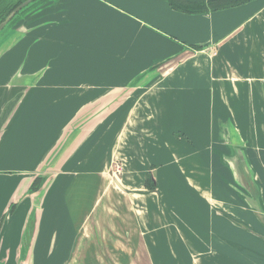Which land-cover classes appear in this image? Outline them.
<instances>
[{
  "label": "crops",
  "instance_id": "crops-1",
  "mask_svg": "<svg viewBox=\"0 0 264 264\" xmlns=\"http://www.w3.org/2000/svg\"><path fill=\"white\" fill-rule=\"evenodd\" d=\"M11 36L0 264H264V0H49ZM177 180L199 201L170 228L155 196Z\"/></svg>",
  "mask_w": 264,
  "mask_h": 264
},
{
  "label": "rangeland",
  "instance_id": "rangeland-1",
  "mask_svg": "<svg viewBox=\"0 0 264 264\" xmlns=\"http://www.w3.org/2000/svg\"><path fill=\"white\" fill-rule=\"evenodd\" d=\"M122 165L123 164H121L120 166ZM175 165L177 168H179V166H182V167L185 166L184 162L182 161L180 162V160L179 161L177 160ZM185 169L187 170V168ZM191 177L194 178V176H191ZM174 186L172 187L167 186V185L164 186V183L162 182V184L159 185L160 194H157L155 196L156 201L161 205L160 207L162 211H167L168 216H170V219H168V221L163 220L164 222L167 223V226L170 228H173L174 223H175L174 219L171 217L173 214L177 217V219L175 218V220H179L180 222H182V218H181V215L183 213L182 210L188 209L194 206L197 207L198 206L197 203L199 201L197 197L194 195L197 193L194 191L193 187H187V185L184 182H181L179 180H177V185H174ZM130 191L132 192L133 190H130ZM113 197L117 198L119 197V195L114 192ZM144 206L145 204L143 203L142 209H144ZM183 224H184V221H183ZM158 225H161V224L159 223ZM55 244H56L55 242L51 243V247L53 249L55 248ZM53 249H50L49 252L53 253ZM178 254L179 256H183V252L182 254L180 253ZM165 257L166 258L169 257L171 259V254L169 256L165 255ZM114 258L115 257H113V259ZM22 260L24 261L23 263H25L24 256L22 257ZM35 261H34V264H35ZM38 261H39V264H64V263L66 264H113L111 263L110 255L106 256L104 254H96V255L92 254L91 256L85 253L81 255H75V256L48 257V258H43L42 260H38Z\"/></svg>",
  "mask_w": 264,
  "mask_h": 264
},
{
  "label": "trees",
  "instance_id": "trees-1",
  "mask_svg": "<svg viewBox=\"0 0 264 264\" xmlns=\"http://www.w3.org/2000/svg\"><path fill=\"white\" fill-rule=\"evenodd\" d=\"M26 0H0V24L6 19L7 15L13 12L20 4L24 3ZM49 0H30V3L24 6L19 12L15 13L8 23L7 27L13 26L19 22V20L26 15L28 12L35 10V8L48 2ZM250 0H210L207 2H192L189 0H169L173 8L181 12L189 13H201L205 11H216L221 8L234 7L235 5L243 4L249 2ZM44 178L42 176L37 177L32 182L30 188L31 192H36L40 190ZM146 187L149 190H155L156 186L150 177V174L146 176ZM14 206V205H13ZM13 209V207H12Z\"/></svg>",
  "mask_w": 264,
  "mask_h": 264
},
{
  "label": "water",
  "instance_id": "water-1",
  "mask_svg": "<svg viewBox=\"0 0 264 264\" xmlns=\"http://www.w3.org/2000/svg\"><path fill=\"white\" fill-rule=\"evenodd\" d=\"M30 3V0H26L24 3L20 4L19 7H17L13 12H11L9 15H7V17H5L6 19L0 24V54L2 53L3 49H5L7 46L5 45V43L9 40L11 41V34L14 30V27L19 23H16L13 26L7 27L8 23L11 21L13 15L17 12H19L20 9H22L24 6H26L27 4ZM23 18V17H22ZM21 18V19H22ZM20 19V20H21ZM19 20V21H20ZM10 43V42H9ZM7 43V45L9 44ZM40 176H42L44 178L43 175L40 174ZM37 176V177H40ZM36 177V178H37ZM44 181V180H43ZM43 183V182H42ZM43 185V184H42Z\"/></svg>",
  "mask_w": 264,
  "mask_h": 264
},
{
  "label": "built area",
  "instance_id": "built-area-1",
  "mask_svg": "<svg viewBox=\"0 0 264 264\" xmlns=\"http://www.w3.org/2000/svg\"><path fill=\"white\" fill-rule=\"evenodd\" d=\"M119 170H120V167H119ZM119 170H118V171H119Z\"/></svg>",
  "mask_w": 264,
  "mask_h": 264
}]
</instances>
